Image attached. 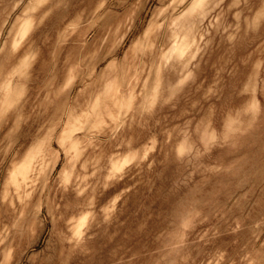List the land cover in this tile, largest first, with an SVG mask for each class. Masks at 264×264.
<instances>
[{"label":"clouds","instance_id":"obj_1","mask_svg":"<svg viewBox=\"0 0 264 264\" xmlns=\"http://www.w3.org/2000/svg\"><path fill=\"white\" fill-rule=\"evenodd\" d=\"M0 264H264V0H0Z\"/></svg>","mask_w":264,"mask_h":264}]
</instances>
